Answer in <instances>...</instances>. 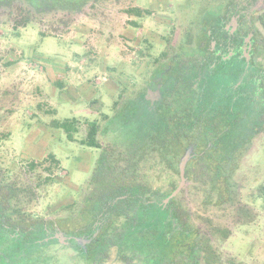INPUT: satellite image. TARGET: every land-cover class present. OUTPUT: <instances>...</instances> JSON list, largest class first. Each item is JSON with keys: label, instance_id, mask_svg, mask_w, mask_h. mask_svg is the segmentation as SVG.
Masks as SVG:
<instances>
[{"label": "rangeland", "instance_id": "374dc122", "mask_svg": "<svg viewBox=\"0 0 264 264\" xmlns=\"http://www.w3.org/2000/svg\"><path fill=\"white\" fill-rule=\"evenodd\" d=\"M133 7L150 14L125 12ZM205 8L204 0L0 3V160L11 179L23 176L35 184L49 176L37 188L32 213L54 214L80 198L98 152L80 143L87 121L102 123L115 101L126 96L131 101L142 92L139 85L151 61L162 52L174 54L176 45H188ZM66 120L68 126L57 125ZM67 129L75 131L73 139ZM49 153L57 163L45 158ZM32 160L41 163L31 169ZM244 162L251 174L243 200L253 217L246 225L230 220L229 236L213 239L215 264H264V191L258 189L264 184V134ZM177 235L154 232L155 238L143 239L146 246L131 252L128 264H184L180 255L186 249L173 244Z\"/></svg>", "mask_w": 264, "mask_h": 264}, {"label": "trees", "instance_id": "16d2710c", "mask_svg": "<svg viewBox=\"0 0 264 264\" xmlns=\"http://www.w3.org/2000/svg\"><path fill=\"white\" fill-rule=\"evenodd\" d=\"M29 1L35 7L43 2L53 5L79 2ZM125 12L138 17L150 14V10L139 7ZM26 23V20L18 21L15 25ZM188 41L189 44L191 38ZM187 46L183 45L179 53L189 54ZM210 71L212 69L205 68L200 73L196 70L184 73L182 78L179 75L188 88L186 98L178 100L170 90L164 108L150 117L135 105L142 96L139 92L131 101L127 96L115 101L112 115L104 114L102 123L87 121L85 139L80 143L98 149L97 156L90 176L80 188V198L63 207L62 213L72 218L73 223L80 222L89 235L98 234L99 260L106 262L112 248H116L117 256L127 260L131 252L146 246L144 238L151 240L158 231L163 235L178 234L173 244L186 249L185 255H180L184 264H215L218 251L212 244L213 239L229 236L230 220L236 226L252 220L253 212L243 200V189L251 174L244 161L256 139L264 134V99L253 92L254 87L246 75L241 86L230 78L225 86L221 80L216 83L210 79ZM209 79L211 91L205 95ZM223 85L226 88L221 92L219 88ZM70 123L66 120L57 125ZM75 131L67 129V138L73 139ZM198 134L205 137L202 142H188V136ZM190 145L192 153L184 174L186 185L164 202L177 186V163ZM45 158L53 163L58 161L52 153ZM40 163L32 160L29 168L34 169ZM49 179L45 176L32 187L21 176L19 203L14 204L11 196L9 203L4 202L5 214L13 210L19 214L20 222L14 225L20 229L18 238L22 243L15 245L17 241L10 235L15 234L13 226L7 223L8 228L3 223L0 226V264L73 263L66 251L58 250L54 254L44 251L47 246L39 241L40 231L31 224L32 214L28 209L37 197V187ZM258 189L264 191V184ZM28 194L30 200L26 201L23 198ZM10 195L15 198V191L11 190ZM199 231L202 234H198ZM26 235L28 237L24 238ZM167 240L165 237L163 243ZM13 248L19 250L11 252ZM2 249L9 252H1ZM97 259L95 257L94 261Z\"/></svg>", "mask_w": 264, "mask_h": 264}, {"label": "flooded vegetation", "instance_id": "af4514ba", "mask_svg": "<svg viewBox=\"0 0 264 264\" xmlns=\"http://www.w3.org/2000/svg\"><path fill=\"white\" fill-rule=\"evenodd\" d=\"M6 1L8 0H0V3L5 4ZM204 3L206 8L200 13V24H193L190 30L191 38H193L188 46L192 48L193 53L180 54L183 46L181 44L174 46L175 50L172 55L165 52V55L156 56L151 61L152 66L147 76L139 85L142 89L140 92L142 96L135 105L140 112L146 113L147 117L164 108L170 90L178 100L186 98L185 93L188 92V88L182 83L180 76L182 78L184 73H194L195 70L200 73L205 68L212 69V72L208 74L209 77L211 74L210 79H214L216 83L221 80L225 86L229 78L235 80L234 83L237 86H241L240 82L246 75V79L250 80L251 86L254 87L253 92L259 95L261 100L264 99V0H204ZM210 79L209 90L204 91L205 95L211 91ZM224 85L219 88L221 92L226 88ZM188 137L189 143H199L205 138L201 134ZM189 147L192 148L191 145L187 148ZM156 169L161 170V168ZM177 171L179 177V168ZM19 180L20 177L11 179L6 175L4 165L0 160V226H3V223L13 226L15 234L10 233V235L12 240L17 241L15 244L17 247L20 246L21 240L18 234L21 233L14 224L20 222L19 214L16 210H13L11 214H5L4 202L9 203L11 200L14 204L19 203L21 195ZM28 185L33 184L28 183ZM11 190L15 191V198L10 195ZM10 196L12 198L9 200ZM28 196L29 194L23 199L30 200ZM25 200H23L24 203ZM28 211L32 214L31 224L37 227V231H40L39 241L42 240L41 242H45L47 246L44 250L47 253L54 254L58 250L66 251L72 264H128V259L126 260L121 255L117 256L116 248H112V253L106 262L99 260V248L96 247L99 243L98 234L92 232L89 235L90 232L81 226L80 222L73 223L72 218L63 214L62 210L47 216L32 213L31 208ZM79 216L83 217V214L80 213ZM8 224L6 226L9 228ZM198 234H202L201 231ZM26 237L28 235L24 236ZM18 250V248H13L11 252ZM7 251L9 252L7 249H2L1 252ZM95 257L98 261H94Z\"/></svg>", "mask_w": 264, "mask_h": 264}, {"label": "water", "instance_id": "95a60500", "mask_svg": "<svg viewBox=\"0 0 264 264\" xmlns=\"http://www.w3.org/2000/svg\"><path fill=\"white\" fill-rule=\"evenodd\" d=\"M191 152H192V148L189 147L186 149L184 154L180 157L179 162H178L180 180L176 188L169 194V196L164 200V202H168L172 197H174L185 184L186 178L184 176V168H185L186 162L190 158Z\"/></svg>", "mask_w": 264, "mask_h": 264}]
</instances>
